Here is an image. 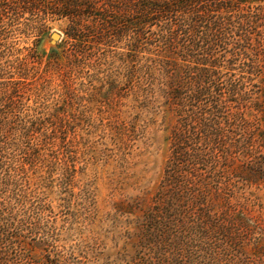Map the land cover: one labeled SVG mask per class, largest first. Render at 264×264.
<instances>
[{
  "label": "trees",
  "instance_id": "trees-1",
  "mask_svg": "<svg viewBox=\"0 0 264 264\" xmlns=\"http://www.w3.org/2000/svg\"><path fill=\"white\" fill-rule=\"evenodd\" d=\"M23 3L40 40L67 23L45 69L24 67L26 88L60 81L63 114L117 96L120 115L95 132L60 111L22 118V81L0 82V264H264V0ZM159 132L163 162L148 178L140 159ZM142 139L143 169L117 183L132 194L114 207L113 246L84 239L87 163L113 159L125 175Z\"/></svg>",
  "mask_w": 264,
  "mask_h": 264
},
{
  "label": "rangeland",
  "instance_id": "rangeland-1",
  "mask_svg": "<svg viewBox=\"0 0 264 264\" xmlns=\"http://www.w3.org/2000/svg\"><path fill=\"white\" fill-rule=\"evenodd\" d=\"M23 2L24 0H0V82L22 81V89L20 90L22 95V118L27 115L31 117L35 110L43 112L44 118L52 117L53 113L60 111V116L66 115L70 120L71 126L78 129L95 132L96 130H103L108 126H113L120 115L117 96H113V104L110 109L104 105L105 99L101 93V95L96 97L93 104L88 103L86 100L81 104L82 107H79L76 102L74 106H69L66 114H63L61 107L64 105L65 96L61 90L60 81L54 80L52 85L41 93L36 88L39 87L37 84L34 87L26 88L27 81L23 76L24 67L26 68L27 64H29V69L33 68V66L41 71L45 69V65L49 60V53L62 43L64 38L63 30L66 28L67 23L64 21L49 23L51 30L40 40L37 25L31 20L33 12L27 9L29 8L28 4ZM258 6L264 8V3L254 4V7ZM262 31L264 32V27H262ZM55 32L62 35V40L56 46H52V34ZM36 51H39L44 56L40 60L42 62L41 65L34 63L35 60L32 58L37 53ZM7 60L11 61L14 66L13 69L6 70V67H3ZM21 63L22 78H20L18 69ZM2 69H5V71L3 72ZM85 82L87 83L88 81ZM75 87L77 88L78 85ZM80 96H85V98L89 99L88 95L80 94ZM156 128L158 126L152 127L151 132H154ZM97 134L99 135L100 132ZM99 139V136H96L95 133L92 134V141H98ZM164 139V132L156 133L154 144H152V141L150 142L153 147H151L152 154H145L140 159L149 163L148 170L150 172L147 175L148 178H156L160 172L163 162ZM143 142V139L139 140L130 151L132 153V157H130L131 167L140 158L138 155L147 149ZM99 148L102 150L106 146L100 145ZM86 168L84 182L93 183L95 211L87 221H81L85 216L79 219L78 222L82 223V226L86 225L87 227L86 230L84 229L85 233L81 236L84 239L99 237L100 241H105L107 247L111 248L113 243L110 240L109 232L113 231L112 215L115 213L114 207L125 196L132 194L131 189L121 190V185L119 184V186L117 183L123 182L125 176L140 171L143 166L133 167L125 175H122L121 169L113 159L107 160L102 156H97L87 163ZM256 193L264 205V188L256 191ZM108 237L110 238L107 239Z\"/></svg>",
  "mask_w": 264,
  "mask_h": 264
},
{
  "label": "water",
  "instance_id": "water-1",
  "mask_svg": "<svg viewBox=\"0 0 264 264\" xmlns=\"http://www.w3.org/2000/svg\"><path fill=\"white\" fill-rule=\"evenodd\" d=\"M62 40V35L60 33H53L52 34V46H56L58 42Z\"/></svg>",
  "mask_w": 264,
  "mask_h": 264
}]
</instances>
